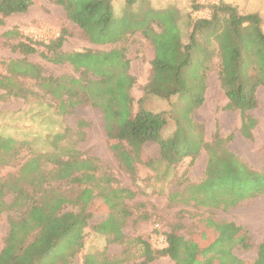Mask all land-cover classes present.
Instances as JSON below:
<instances>
[{
    "label": "trees",
    "instance_id": "obj_1",
    "mask_svg": "<svg viewBox=\"0 0 264 264\" xmlns=\"http://www.w3.org/2000/svg\"><path fill=\"white\" fill-rule=\"evenodd\" d=\"M51 1L64 8L68 18L92 43L119 46L105 51H64L63 34L47 44L37 41L50 53L44 57L55 64H69L80 76H46L41 66L26 57L13 59L7 63V74H0V100L27 99L31 91L20 77H28L35 80L45 94L59 101L60 112L72 111L81 103L98 108L103 114L108 139L127 143L129 148L120 152L118 158L132 176L137 173V165L143 162L142 152L147 143L159 145L160 161L169 169L177 167L186 157L194 163L204 150L207 153L205 178L200 183L188 182L181 192H172L170 203L180 197L185 203L227 210L245 199L264 195V165L254 168L234 153L228 144L231 137H222L217 130L212 140L206 141L202 136L194 138L184 129H178L165 139L162 129L169 119L177 120L181 111L152 112L144 107L134 111L131 91L136 78L130 71L131 61L123 45L130 33L140 31L154 46L152 76L144 86V95L170 97L180 91L191 92L192 84L199 80L202 88L196 95L195 91L191 93L192 109L203 105L205 79L212 67L210 61L213 63L214 57H218V79L228 100L225 109L240 114L239 129L245 137L252 138L258 121L250 112L259 107L257 92L259 87H264V18L259 13L241 12L237 6L223 0L209 4V16L191 20L190 40L183 44L178 23L182 14L174 6L155 10L145 6L146 0H121L123 14L120 15L116 11L118 0ZM195 1V7H203ZM33 4L34 0H0V23L12 14L26 12ZM136 6L144 9L143 19L134 11ZM12 50L25 55L38 51L35 45L22 41L13 45ZM187 68H192L194 73L186 72ZM78 125V133L82 135L86 122L80 120ZM18 153L16 140L0 135V164L11 163ZM98 170L97 158L83 157L74 148H64L60 154L28 159L17 177L0 178V216L9 207H24L21 217L9 218L0 264H29L30 257L41 259L62 241L81 245L84 229L93 215L88 207L94 203L96 190L108 192L107 198L114 203L115 210L110 214L114 221L108 223L112 226L114 223L115 240L121 241L122 220L129 213L124 199L133 198L135 192L111 188V178L97 176ZM52 180L89 186L81 190L78 198H70L47 188L46 184ZM9 193L14 194L10 204L5 199ZM35 195L40 197L35 198ZM68 203L79 206V210L64 211ZM104 223L94 228L100 233L111 232L108 223ZM209 226L194 241L169 232L166 234L168 245L157 249L138 237L137 241L144 247V260L140 264H148L160 256H169L175 264H214V261L244 264L232 253V244L250 247L246 229L235 222H212ZM251 264H264V242L259 246L258 258Z\"/></svg>",
    "mask_w": 264,
    "mask_h": 264
},
{
    "label": "rangeland",
    "instance_id": "obj_2",
    "mask_svg": "<svg viewBox=\"0 0 264 264\" xmlns=\"http://www.w3.org/2000/svg\"><path fill=\"white\" fill-rule=\"evenodd\" d=\"M145 6L155 10L176 7L181 11L179 27L183 44L188 43L191 33V20L198 17L204 8L195 7V0H146ZM200 6V5H199ZM116 11L122 15V1H116ZM138 18L143 19V8L135 7ZM0 18L2 15L0 13ZM264 26V25H263ZM49 27L64 35L63 50L75 51L84 49L110 50L118 44H94L83 31L72 22L64 8L51 0H34V4L26 12L15 13L4 18L0 23V74H7V63L13 59L25 58L42 67L46 76H75L69 64H55L44 54L50 55L47 48L31 37L33 30ZM156 30H159L155 26ZM33 44L37 52L25 55L13 51L12 46L19 42ZM127 48V55L131 61V73L136 83L131 91L134 97V111L144 107L152 112L173 110L180 112L179 118L169 119L162 129L163 138H170L178 129L192 137L202 136L211 141L218 130L222 137H231L229 148L247 161L254 168L264 165V87H259V107L250 113L258 118V125L253 129V137L247 138L240 131L241 117L239 113L225 109L227 97L218 79L219 58L214 57L212 67L207 72L205 83V101L202 106L192 109L191 93L195 95L201 90L199 80L192 84V91H180L170 97L144 95V86L152 76V61L155 49L151 42L140 31L129 34L123 44ZM206 59V57L204 58ZM207 61V59L205 60ZM186 72L194 73L192 68ZM193 76V74H192ZM20 80L31 91L27 99L8 97L0 100V135L12 137L19 144V153L9 164H0V178L17 177L21 166L34 156L46 154H60L64 148H74L83 157L97 158L99 170L97 176H109L111 188H125L135 192L133 198L127 197L124 203L129 210L122 220L121 241H116L113 226L108 223L114 221L111 214L113 202L107 198L108 192H98L89 205L92 212L89 226L84 229L83 242L75 246L72 242L62 241L53 252L41 259L30 257L29 264H140L144 260L143 249L137 238L147 241L153 248L155 234L164 235L176 232L186 240H198L201 234L212 222H235L246 229L249 248L242 243L232 244V253L242 259L244 264H251L258 258L259 246L264 242V195L245 199L239 205L227 210L215 207H203L193 202L185 203L176 197L169 202L172 192L183 190L188 182L200 183L205 178L207 153L205 151L191 162L186 157L177 167L170 169L160 161V147L150 142L144 146L142 163L137 165V173L132 176L122 166L118 155L129 148L126 142L109 140L104 128L102 112L89 103H81L69 112L59 111V101L45 94L35 80L20 77ZM145 96V97H144ZM144 99L139 103V99ZM194 97V96H193ZM84 120L83 134L78 132L79 121ZM205 121V122H204ZM207 126V128H206ZM216 130V131H215ZM211 135V137H210ZM209 139V140H208ZM44 159V158H43ZM153 162L147 165L146 162ZM89 185H80L69 180H52L46 184L59 193L70 198H78L81 190ZM32 193V190L29 189ZM35 195V198H39ZM8 204L14 199V194L5 197ZM25 201V200H24ZM24 207L20 209L7 208L0 216V253L5 245V238L9 230V218L21 217ZM79 206L72 203L64 205V211H78ZM108 223V233H100L94 228L100 223ZM104 223V224H105ZM211 226V225H210ZM209 226V227H210ZM157 249V248H155ZM169 256L157 257L148 264H167ZM171 264L175 262L171 259ZM214 264H218L214 261Z\"/></svg>",
    "mask_w": 264,
    "mask_h": 264
},
{
    "label": "crops",
    "instance_id": "obj_3",
    "mask_svg": "<svg viewBox=\"0 0 264 264\" xmlns=\"http://www.w3.org/2000/svg\"><path fill=\"white\" fill-rule=\"evenodd\" d=\"M223 1H225L227 3H231V4L235 5V6H237L238 9L241 12H244V13H259L264 18V0H223ZM218 2H220V0H197V3L202 5L203 8H204L202 11L199 12V15H198L197 18L208 17L209 14H210V9L208 7L209 4L218 3ZM235 113H237V112H235ZM239 116H240V114H239ZM256 119L258 121V118H256ZM239 121H240V125H241V120L239 119ZM257 125H258V123H257ZM206 128H207V126H206ZM210 137H211V135H210ZM167 259H170V258H166L164 262H166ZM170 260L167 262V264H171Z\"/></svg>",
    "mask_w": 264,
    "mask_h": 264
},
{
    "label": "built area",
    "instance_id": "obj_4",
    "mask_svg": "<svg viewBox=\"0 0 264 264\" xmlns=\"http://www.w3.org/2000/svg\"><path fill=\"white\" fill-rule=\"evenodd\" d=\"M60 32L49 27H42L40 30H33L31 37L33 40L47 44L60 37ZM153 245L155 248H163L168 245L166 235L162 233L155 234L153 237Z\"/></svg>",
    "mask_w": 264,
    "mask_h": 264
}]
</instances>
